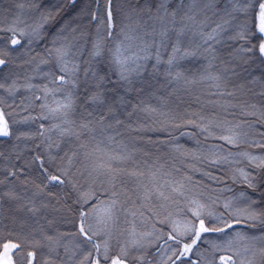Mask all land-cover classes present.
Instances as JSON below:
<instances>
[{
  "label": "snow or ice",
  "instance_id": "1",
  "mask_svg": "<svg viewBox=\"0 0 264 264\" xmlns=\"http://www.w3.org/2000/svg\"><path fill=\"white\" fill-rule=\"evenodd\" d=\"M71 2L75 3V0ZM95 2L97 9L89 14L91 22L96 24L95 36L89 38L90 48L87 40L83 45L79 43L84 39V33L76 36L77 29L72 28L69 38L65 35L67 26H62L52 41L53 46L47 49L48 58L42 59L32 69L46 83L33 84L31 81L35 76L27 74L23 78L17 74L10 82L0 79V93L7 94L9 98L22 88L33 93L39 90L42 95L34 96V99L44 101L41 109H46L49 116L60 121L48 129H44L42 124V131L34 135L21 133L16 136L17 141L34 139L55 130L60 139L74 138L78 142L71 155L65 152L63 156L60 155L59 141L47 143L44 153L39 151L40 145L36 146L37 153L27 164L36 166L41 182L36 184L32 181L36 192L20 207L33 217L46 213L42 217L44 224L35 230L40 239L31 243H3L0 245V264H152L147 248L153 246L156 254L167 256L163 264H205L200 245L208 243L212 236L220 242L210 244L211 253L206 264H264V209L260 208L264 204V193H261L259 201L241 192L235 202L226 200L222 206L218 200L202 203L199 199H188L186 192L189 190L183 184L170 180V173H165L162 167L150 169L148 173L113 167V164L127 162L133 156L128 144L117 140L122 135L119 128L137 135L156 131L146 121L139 122L140 113L147 118L159 115L175 119L170 113L161 112L143 100L133 104L128 99L133 93L139 97L152 88L150 81L161 66H164L168 85H172L185 79L180 70L182 61L203 58L207 61L206 68L211 69L219 60L223 74L205 77L215 82L218 92L214 95L234 97L233 92L220 91L226 87L222 81L227 79L225 74L229 72L234 76H251L250 82L260 83L264 89V0H126L129 7L123 16L119 9L113 8V0H103V7L101 0ZM24 9L23 2L17 4V11L12 14L8 26L0 25V69L9 67L15 59L28 56L39 37L42 25L36 28L24 25L21 19ZM6 11L11 13V9ZM241 14L244 20L238 23ZM222 51L226 55L222 56ZM35 60L34 56L24 60L20 67L30 66ZM50 62L51 68L47 72L42 71L41 65L47 66ZM149 62H153L151 73L148 72ZM255 72L260 75H253ZM189 82L185 79V83ZM259 95L264 96V90ZM49 97L54 106L47 103ZM23 103L21 101L20 106ZM77 105L83 109L79 122L70 119ZM229 106H240L242 110L244 107L256 108L255 104L247 105L246 102L241 105L229 102ZM6 115L11 118L13 113L6 114L3 96H0V137L3 138L14 135ZM133 117L137 119L133 120ZM33 119L29 115L20 121L12 120V125ZM189 124L199 128L201 133L212 135L209 126L193 121L176 124L175 127L179 129ZM248 127H264V110L255 124ZM229 131L230 135L219 139L230 146H238L242 137L247 135L232 129ZM181 135L194 134L181 132ZM89 145L94 147L92 151H83V167L73 172L78 155ZM260 146L264 147V144ZM53 150H56L55 154ZM3 155L0 152V157ZM241 155L247 156L252 166L248 171L240 170L242 182L255 193L264 188V157ZM210 163L219 164L221 160ZM23 172V168H13L8 171V176L19 179L18 173ZM123 176L134 177L138 181L135 190H142L145 199L155 196L165 204L177 202L178 198L187 200L175 214L179 218L172 219L173 214L169 213L159 221L162 235H156L155 240L163 238V246L153 245V232L138 237L134 228L123 242L119 237H115L113 242L112 225L117 222L118 212L123 208L116 189L123 182ZM81 178L85 183H81ZM97 182L101 187L108 185L103 192L106 199H100L101 194L96 191ZM4 183L0 180V184ZM22 183L29 181L26 179ZM49 187L68 188L70 191L64 197H57L46 191ZM2 196L21 199L12 189ZM236 203L245 206L236 207ZM220 207L223 211L217 210ZM48 215L52 218L48 219ZM241 226L259 234L242 233L238 230ZM165 228L167 231H163ZM145 240L148 241L147 246ZM240 242H243L242 246H239ZM45 251L47 259L43 256Z\"/></svg>",
  "mask_w": 264,
  "mask_h": 264
},
{
  "label": "trees",
  "instance_id": "2",
  "mask_svg": "<svg viewBox=\"0 0 264 264\" xmlns=\"http://www.w3.org/2000/svg\"><path fill=\"white\" fill-rule=\"evenodd\" d=\"M21 2L25 4L21 17L24 25L31 28L41 25L42 27L39 29V37L31 46L32 51L28 56L15 59L9 67L0 69V79H8L10 82V79L15 78L17 74L21 78L27 74L35 76L31 81L33 84L42 85L47 81L34 74L32 69L36 64H40L42 59L48 58L47 49L53 46L52 41L57 37L62 26H67L68 31L65 32V35H68L69 38L72 36V28L77 29L76 36L84 33L85 37L80 39L79 43L83 45L87 40V46L90 48L91 39L89 38H94L96 24L91 22L89 14L96 11L97 3L95 0H75V3H72L71 0H0V25L8 26L12 14L17 11L16 5ZM101 7H103V0H101ZM128 7L126 0H113V8L119 9L121 16ZM8 9H11V13L6 11ZM243 20L244 16L241 14L238 23ZM221 55L224 56L226 53L222 51ZM33 56L36 57V60L32 65L20 67L24 60ZM164 59H167V57L165 56ZM152 63L149 62L148 65L149 73L152 71ZM206 65L207 61L203 58L182 61L180 70L184 73V78L190 82L185 83V79H182L172 85H168V81L164 76V66H161L159 72L153 75L150 81L152 88L147 89L139 97H136L134 93L128 97L133 104L137 100H143L145 104L157 108L161 112L170 113L175 119L159 115L154 118H147L143 113H140L139 122L146 121L154 129H157L156 131L137 135L128 132L125 128H119L118 131L122 135L118 136L117 140L128 144L129 150L133 151V156L127 162L113 164V167L124 168L129 172L140 171L145 173H148L150 169L162 167L165 173H170V180L183 184L185 189L189 190L186 192L188 199H199L202 203L218 200L222 206L226 200L235 202L241 192H245L247 195L252 196L254 200L259 201L261 193H264V188L253 193V190L242 182L240 170L248 171L252 167L248 157L241 154L247 153L249 156L264 157V147L260 146L264 144V127H248L249 124H255L256 120L261 117V111L264 110V96L259 95L264 89H262L260 83H251V76L244 74L234 76L229 72L225 74L227 79L222 81V85H226V87H222L220 91L233 92L234 97L214 95L218 92L215 82L205 77L208 74H223V65L219 60L215 62V66L211 69H207ZM228 67H231V65H228ZM50 68L51 62L47 66L41 65L42 71L47 72ZM237 71L240 70L237 69ZM253 75L259 76L260 73L255 72ZM41 95L42 93L39 90L33 93L23 88L11 98L5 93H0V96H3V106L6 114L7 112L13 113L11 118H8L7 115L6 118L9 119V124L14 131V135L11 137H0V152L4 154L3 157H0V180L5 181L4 184H0V196L12 189L21 197L19 200H13L8 196L0 198V245L20 241L31 243L33 240L40 239L35 230L44 224L42 217L46 213L41 212L40 215L33 217L20 207L22 203L32 198L33 193L36 192L32 181H35L36 184L41 182L36 166L29 167L27 164L36 155V146L40 145L39 151L44 153L47 143L59 141L62 148V151H60L61 156L65 152L71 155L72 151L77 148L78 142L74 138L60 139L55 130L45 132L44 136H35L34 139L26 140L22 138L19 141L16 140V136L21 133L34 135L42 131V124L44 129H48L53 124L60 122L58 119L49 116L46 109H41L40 105L44 101L34 99V96ZM21 101L24 102L23 106H20ZM229 102L231 105H241L246 102L247 105L255 104L256 108L244 107L242 110L240 106H229ZM47 103L52 105L51 97H49ZM7 105H12V107L8 108ZM82 112L83 109L77 105L70 119L79 122L82 118ZM252 112H255V115H251ZM29 115L35 119L29 120L27 123L12 125V120L20 121L23 117ZM45 116L48 118L45 119ZM136 119V117H133V120ZM188 121H193L195 124L202 126H209L212 135L201 133L199 128L191 124L179 129L175 127L176 124L184 125ZM236 125H240V127L237 128ZM230 129L247 133L246 136L242 137L238 146L227 145L219 139L220 136L230 135ZM181 132L194 135H181ZM82 139L86 140L87 138ZM93 147L94 145H89L86 150L81 151L75 161L73 172L83 167V151H92ZM112 147L114 149L115 145ZM55 151L53 150V154H55ZM229 152L232 155H229ZM17 156L20 158L17 159ZM225 157L226 159H224ZM212 160H221V163L212 164L210 163ZM97 162L100 161L97 160ZM13 168L16 170L24 169L23 174L18 173L19 179L8 176V171ZM256 171H260V169ZM26 179L29 183H22ZM122 179L123 182L118 184L116 191L123 202V208L118 212L117 222L112 225L113 242H115V237H119L123 242L128 238V233L134 228L138 237L153 232V245L163 246V238L159 241L155 240L156 235H162V231H160L162 225L159 221L164 220L169 213L173 214L172 219L179 218L175 214L185 206L187 200L178 198L177 202L165 204L155 196L145 199L142 190H135L138 181L134 177L123 176ZM81 183H85L84 178H81ZM107 187L106 184L101 187L97 182L96 191L101 194L100 199L107 198L103 195ZM46 191L55 194L57 197H64L70 189L49 187ZM36 202H40L39 198ZM45 202L48 201L45 200ZM52 203H55V201H52ZM235 206L242 208L245 205L236 203ZM260 208L264 209V204H261ZM217 210L223 211V208L220 207ZM47 218L51 219L52 217L48 215ZM228 222H231V220L229 219ZM64 230L66 229H61V231ZM238 230L247 235L259 234L258 231L253 232L245 226H241ZM163 231H167V229L165 228ZM144 242L147 246L148 241L145 240ZM200 251L205 254L204 259L206 262L211 253L209 242L201 244ZM147 254L148 258L152 260V264H163V261L167 259L166 255L156 254L155 246L147 248ZM43 256L45 259L48 258L47 251L43 253ZM61 256H63V252H61Z\"/></svg>",
  "mask_w": 264,
  "mask_h": 264
},
{
  "label": "rangeland",
  "instance_id": "3",
  "mask_svg": "<svg viewBox=\"0 0 264 264\" xmlns=\"http://www.w3.org/2000/svg\"><path fill=\"white\" fill-rule=\"evenodd\" d=\"M212 242H217V243H219L220 242V240L217 238V237H212L211 239H209V247H210V244L212 243ZM243 245V242H240V245L239 246H242ZM201 252V251H200ZM202 253V252H201ZM203 254V253H202ZM203 255H205V254H203ZM219 258V257H218ZM205 264H206V262H205Z\"/></svg>",
  "mask_w": 264,
  "mask_h": 264
}]
</instances>
